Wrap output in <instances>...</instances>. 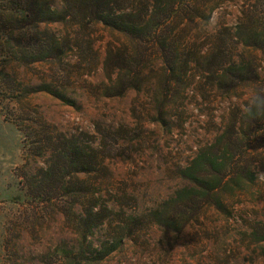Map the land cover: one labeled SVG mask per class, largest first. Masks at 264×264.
<instances>
[{"label": "trees", "instance_id": "obj_1", "mask_svg": "<svg viewBox=\"0 0 264 264\" xmlns=\"http://www.w3.org/2000/svg\"><path fill=\"white\" fill-rule=\"evenodd\" d=\"M221 1L0 0V24L21 26L19 51L5 40L16 66L47 63L78 78L100 69L104 81L92 91L106 99L134 91L132 113L140 116V126L154 122L170 133L182 130L198 105L232 104L213 138L178 168L185 186L170 203L173 211L147 216L102 202L100 188L110 173L105 161L112 152L102 139L53 135L39 125V114L21 110L36 128L24 151L28 160L43 164L23 175L26 194L71 222L90 258L109 256L147 223L181 230L208 207L228 215L231 201L240 197L262 204L249 238L264 248V180L257 178L264 173V17L253 3L233 28L210 31ZM53 26L62 32L50 31ZM42 87L39 92L62 99L50 84Z\"/></svg>", "mask_w": 264, "mask_h": 264}, {"label": "rangeland", "instance_id": "obj_2", "mask_svg": "<svg viewBox=\"0 0 264 264\" xmlns=\"http://www.w3.org/2000/svg\"><path fill=\"white\" fill-rule=\"evenodd\" d=\"M253 3L264 17V0H222L209 30L233 28L240 12ZM20 27L0 24V264H264V248L249 238L250 225L263 213L262 204L249 197L233 199L228 215L208 207L181 230L178 225L159 228L155 222L147 223L109 256L90 258L71 222L26 194L23 175H33L43 164L28 160L24 151L36 128L30 127L32 121L21 116V110L39 114V125L46 124L53 135L85 133L102 139L112 151L105 161L110 173L100 188L102 202L147 216L157 210L165 215L173 211L170 203L185 186L178 168L213 138L233 107L223 100L215 106L198 105L184 128L170 133L154 122L140 126V116L132 113L134 91L111 99L92 91L93 85L104 81L100 69L78 78L47 63L16 66L5 40L19 51ZM51 30L62 32L55 26ZM98 46L102 53L103 44ZM65 58L70 60L68 52ZM43 83L61 92L62 99L39 92ZM9 87L18 92L7 95ZM257 178L263 182L264 173L260 171Z\"/></svg>", "mask_w": 264, "mask_h": 264}]
</instances>
